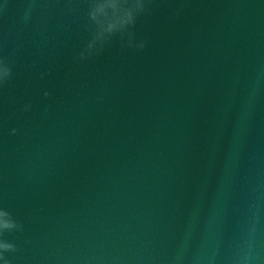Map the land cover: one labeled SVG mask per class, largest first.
I'll return each mask as SVG.
<instances>
[{"label": "water", "instance_id": "obj_1", "mask_svg": "<svg viewBox=\"0 0 264 264\" xmlns=\"http://www.w3.org/2000/svg\"><path fill=\"white\" fill-rule=\"evenodd\" d=\"M0 264H264V0H0Z\"/></svg>", "mask_w": 264, "mask_h": 264}, {"label": "clouds", "instance_id": "obj_2", "mask_svg": "<svg viewBox=\"0 0 264 264\" xmlns=\"http://www.w3.org/2000/svg\"><path fill=\"white\" fill-rule=\"evenodd\" d=\"M5 227H8V225H5Z\"/></svg>", "mask_w": 264, "mask_h": 264}]
</instances>
